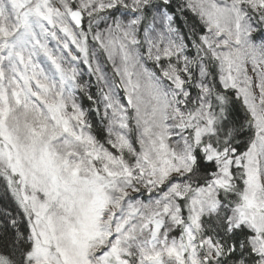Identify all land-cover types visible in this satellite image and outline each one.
I'll return each mask as SVG.
<instances>
[{"label":"snow or ice","instance_id":"obj_1","mask_svg":"<svg viewBox=\"0 0 264 264\" xmlns=\"http://www.w3.org/2000/svg\"><path fill=\"white\" fill-rule=\"evenodd\" d=\"M0 264H264V0H0Z\"/></svg>","mask_w":264,"mask_h":264}]
</instances>
